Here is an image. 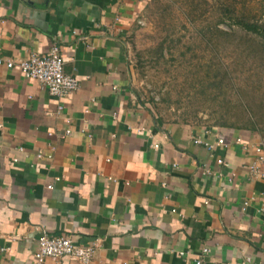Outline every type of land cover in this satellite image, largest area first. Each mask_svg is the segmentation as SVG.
<instances>
[{
	"label": "crops",
	"instance_id": "1",
	"mask_svg": "<svg viewBox=\"0 0 264 264\" xmlns=\"http://www.w3.org/2000/svg\"><path fill=\"white\" fill-rule=\"evenodd\" d=\"M150 1L0 0V57L57 44L78 81L57 98L0 65V264H30L41 230L93 246L91 264H264V178L247 169L264 131L218 128L209 153L192 138L213 126L133 96L126 40Z\"/></svg>",
	"mask_w": 264,
	"mask_h": 264
},
{
	"label": "rangeland",
	"instance_id": "2",
	"mask_svg": "<svg viewBox=\"0 0 264 264\" xmlns=\"http://www.w3.org/2000/svg\"><path fill=\"white\" fill-rule=\"evenodd\" d=\"M228 12V14H227ZM127 37L130 88L169 122L264 131V0H151Z\"/></svg>",
	"mask_w": 264,
	"mask_h": 264
},
{
	"label": "built area",
	"instance_id": "3",
	"mask_svg": "<svg viewBox=\"0 0 264 264\" xmlns=\"http://www.w3.org/2000/svg\"><path fill=\"white\" fill-rule=\"evenodd\" d=\"M2 64H5L8 69L17 65L25 79L37 82L51 96L64 98L78 90L77 79L64 72V62L61 57L60 47L57 44H53L45 54H31L28 58L18 60L17 62L14 60H4L0 57V65ZM203 132L207 138L209 136L213 139L208 141L203 136L195 135L192 138L193 144L203 146L209 153H212L216 147L224 148L227 146L223 135H221L217 127L205 128ZM69 134L70 130L67 129L63 134H58V137L64 138ZM235 142L240 145L242 150H250V146L241 138H236ZM263 147L264 142L262 145L260 144V147L254 148L255 160L247 166L249 174L253 177L264 178V170L260 167V165L264 164ZM18 151H22V149L19 148ZM41 156L42 154L39 152L37 157L40 158ZM48 158H51V156ZM17 161L16 158L11 159L12 163H16ZM216 163L224 167L228 165L222 158L216 159ZM204 174L210 175V171L205 170ZM202 252L208 253L209 250L204 248ZM93 255V246L76 245L69 238L50 237L45 231L41 230L37 239V250L33 254L30 264H47L48 260L57 261L64 257L73 259L77 264H91ZM181 255L184 254L181 253ZM195 264H202V262L198 259Z\"/></svg>",
	"mask_w": 264,
	"mask_h": 264
},
{
	"label": "trees",
	"instance_id": "4",
	"mask_svg": "<svg viewBox=\"0 0 264 264\" xmlns=\"http://www.w3.org/2000/svg\"><path fill=\"white\" fill-rule=\"evenodd\" d=\"M227 14H228V12H227ZM232 18L235 19L234 22L236 23V25H239L242 29L246 30L247 32H249L251 34L258 35L264 39V27L263 26H260V25L254 24V23L245 22V21H242L240 19H237L236 17H232ZM214 127H216V126H214ZM233 129H236V128H233Z\"/></svg>",
	"mask_w": 264,
	"mask_h": 264
}]
</instances>
